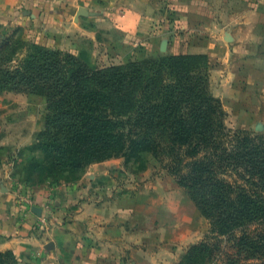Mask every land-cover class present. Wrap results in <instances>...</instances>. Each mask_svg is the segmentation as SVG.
<instances>
[{
	"label": "crops",
	"instance_id": "obj_1",
	"mask_svg": "<svg viewBox=\"0 0 264 264\" xmlns=\"http://www.w3.org/2000/svg\"><path fill=\"white\" fill-rule=\"evenodd\" d=\"M20 28L29 41L86 55L91 67L100 46L101 59L111 57L104 45L113 55L204 54L212 84L220 82L233 91V101L255 110L245 115L264 114V0H0V37ZM10 169L1 159L0 250L29 257L38 249L44 264L133 258L138 238L123 217L135 222L137 197L114 176L122 165L93 163L81 180L36 193L29 209L15 203ZM44 213L53 225L40 232L36 224Z\"/></svg>",
	"mask_w": 264,
	"mask_h": 264
},
{
	"label": "trees",
	"instance_id": "obj_2",
	"mask_svg": "<svg viewBox=\"0 0 264 264\" xmlns=\"http://www.w3.org/2000/svg\"><path fill=\"white\" fill-rule=\"evenodd\" d=\"M210 66L206 55L179 54L93 69L73 53L37 49L21 79L51 98L42 135L53 147L90 151L89 161L75 159L89 165L101 161L98 152L126 160L153 152L171 173L186 167L180 183L214 233L240 231L239 241L254 248L250 228L264 222V137L227 127Z\"/></svg>",
	"mask_w": 264,
	"mask_h": 264
},
{
	"label": "rangeland",
	"instance_id": "obj_3",
	"mask_svg": "<svg viewBox=\"0 0 264 264\" xmlns=\"http://www.w3.org/2000/svg\"><path fill=\"white\" fill-rule=\"evenodd\" d=\"M105 47L107 51H103L111 57L101 59L100 46L99 62L93 69L127 67L131 63L159 56L148 55L141 50L137 54L118 52L113 55L110 53L113 48ZM37 49L54 51L58 48L29 41L22 28L8 37H0V160L10 164L16 205L21 193L31 196L34 201L35 194L40 191L81 180L90 165L99 162L94 161L90 165L81 160L75 162L77 155L86 161L92 159L93 155L90 151L73 154L76 150L79 152L76 148L73 153L60 151L61 147H53L42 135L48 129L51 98L46 89H38L35 83L21 79L26 73L22 67L28 55ZM67 52L87 62L84 58L86 55L82 57L77 52ZM93 53L91 50L88 54L91 57ZM212 83L210 78L211 92L224 105L227 127L264 137V114L260 117L245 115L255 110L242 100L233 101V91L222 89L220 82ZM96 155L101 157L100 162L111 160L123 166L114 176L121 181L123 190H129L137 197L133 215L135 222L123 217V223L126 221V226L132 227L131 232L138 238L135 254L133 258H123L120 264H133V261L137 264H264V222L254 224L249 229V235L256 239L254 248L239 241L242 235L240 231H237L236 238L214 233L210 219L202 214L191 193L180 183L179 178L188 173L186 167L171 173L160 156L153 152L138 153L130 160L110 152H98ZM28 207L31 208L30 205ZM42 215H38L36 224L40 232L53 225L49 221L40 223ZM143 220L144 224L150 225L144 230L141 228ZM83 226L87 224L83 223ZM28 253L29 257H19L13 250H0V264L47 262L43 251L33 249Z\"/></svg>",
	"mask_w": 264,
	"mask_h": 264
},
{
	"label": "built area",
	"instance_id": "obj_4",
	"mask_svg": "<svg viewBox=\"0 0 264 264\" xmlns=\"http://www.w3.org/2000/svg\"><path fill=\"white\" fill-rule=\"evenodd\" d=\"M19 197V200L18 201V204L19 207H22V208H25V209H29L30 207H28L29 205L32 207L34 205V201L32 200L31 196L29 195H23L22 193L20 195H18ZM27 207V208H26ZM23 209V210H25ZM47 215L44 213L41 218H40V221L41 223H45L47 222Z\"/></svg>",
	"mask_w": 264,
	"mask_h": 264
},
{
	"label": "water",
	"instance_id": "obj_5",
	"mask_svg": "<svg viewBox=\"0 0 264 264\" xmlns=\"http://www.w3.org/2000/svg\"><path fill=\"white\" fill-rule=\"evenodd\" d=\"M80 12L82 13L83 11H80ZM52 245H53V243L51 242V243H50V246H47V247H51Z\"/></svg>",
	"mask_w": 264,
	"mask_h": 264
}]
</instances>
